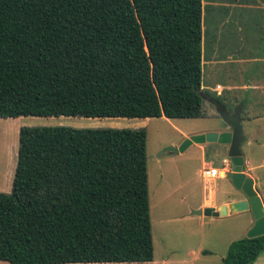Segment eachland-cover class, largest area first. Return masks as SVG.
Segmentation results:
<instances>
[{
	"label": "trees",
	"instance_id": "16d2710c",
	"mask_svg": "<svg viewBox=\"0 0 264 264\" xmlns=\"http://www.w3.org/2000/svg\"><path fill=\"white\" fill-rule=\"evenodd\" d=\"M202 26L203 0H0V117H201ZM146 140L145 127H20L0 260H153ZM263 249L264 235L235 239L222 264Z\"/></svg>",
	"mask_w": 264,
	"mask_h": 264
},
{
	"label": "rangeland",
	"instance_id": "374dc122",
	"mask_svg": "<svg viewBox=\"0 0 264 264\" xmlns=\"http://www.w3.org/2000/svg\"><path fill=\"white\" fill-rule=\"evenodd\" d=\"M258 1L203 0L201 90L204 95L201 117H149V119L64 115L0 117V192L11 190L10 188L6 190V186L9 183L12 186L17 161L18 133L22 126L145 127L153 253L157 259H160L169 249L172 252L170 255L183 254L184 248L190 245L193 239L191 236L183 237L182 231L197 229L194 220L199 217L193 214L192 218L195 219L187 222H179V217L191 212L189 205L200 201L203 196L202 187L205 184L210 185L211 181L202 176L201 158L193 145L178 153L165 149L180 140V130L193 132L209 127L211 122L221 120L218 114L212 113L214 108L210 101L213 94L209 86L213 78L218 75L211 72L210 61L213 57L247 56L249 55L247 51H253L258 32L252 26L255 17L252 19V16L246 12H250V6L257 4ZM257 20L258 22L263 20L260 13ZM240 48H242L241 51ZM216 165L221 167V164ZM230 165L232 169L231 162ZM231 169L227 174L228 178ZM192 188L194 189L190 190ZM186 193L190 195L186 196ZM214 226L219 227L216 221L205 225L208 228ZM243 237H247V233ZM0 262L9 264L7 261Z\"/></svg>",
	"mask_w": 264,
	"mask_h": 264
},
{
	"label": "crops",
	"instance_id": "0c3cea01",
	"mask_svg": "<svg viewBox=\"0 0 264 264\" xmlns=\"http://www.w3.org/2000/svg\"><path fill=\"white\" fill-rule=\"evenodd\" d=\"M249 10L250 12L246 13L250 14L252 19L255 17V20L250 22H252L253 29L258 32L256 46L253 47L252 52L247 51L249 54L247 56H222L211 59V72L218 77H214L209 86L214 97H211L210 102L213 104L212 113L215 115L218 114L214 104L215 100H213L216 98L217 101L225 105L229 112H233L235 109L240 110L244 136V141L241 144L244 158L243 171L247 176L254 179L255 189L264 206V0H259L257 4L251 5ZM259 13L263 20L258 22ZM145 119H149V117ZM224 130H228V127L222 120L211 122L209 127L193 132L180 130L181 138L173 146H178L184 138L192 134ZM191 145L200 155L202 176L211 181L210 185L205 184L202 187L203 196L200 201L189 205L191 212L185 213L178 220L179 222L192 221L195 219L192 218L193 214L199 217L194 220L197 229L182 231L183 237H192V243L187 245L183 254L180 255H170L172 252L169 249L160 259H157L154 254L151 261L119 262L116 264H222V257L225 255L230 242L242 238L253 225L254 218L250 209L238 211L233 208L234 203L244 200L246 196L241 190L235 189L228 178L227 174L231 169L227 155L228 145L214 142L192 143ZM216 164H221V167H217ZM206 168L212 169V174L208 178L204 176V169ZM9 188L11 189L10 183L6 186V190ZM185 195L189 196L190 194L186 193ZM208 207L215 210L223 207L226 213L217 216L205 215L203 210ZM198 209L202 210L199 214L195 213ZM215 221L219 227H205L206 223L212 224ZM61 264L114 263L78 262ZM252 264H264V249L260 251Z\"/></svg>",
	"mask_w": 264,
	"mask_h": 264
},
{
	"label": "water",
	"instance_id": "95a60500",
	"mask_svg": "<svg viewBox=\"0 0 264 264\" xmlns=\"http://www.w3.org/2000/svg\"><path fill=\"white\" fill-rule=\"evenodd\" d=\"M214 104L218 115L223 123L228 127V130L224 131H207L203 133L192 134L182 140L178 146H168L165 150L172 152H182L192 143H205L214 142L219 144H227V155L232 164V170L229 174L230 181L233 187L237 190H241L246 198L233 204V208L238 211L250 209L254 222L253 225L247 231V237H256L264 235V206L263 202L258 195L255 186L254 179L247 176L243 171V153L241 151V144L244 141L242 133L240 110L235 109L233 112H229L225 105L215 100ZM202 210L198 209L195 213L199 214ZM205 215H223L225 209L221 207L219 210H215L212 207L205 208L203 210Z\"/></svg>",
	"mask_w": 264,
	"mask_h": 264
},
{
	"label": "built area",
	"instance_id": "2783aa9c",
	"mask_svg": "<svg viewBox=\"0 0 264 264\" xmlns=\"http://www.w3.org/2000/svg\"><path fill=\"white\" fill-rule=\"evenodd\" d=\"M211 174H212V169H209V168L204 169V176L205 177L208 178L211 176Z\"/></svg>",
	"mask_w": 264,
	"mask_h": 264
}]
</instances>
